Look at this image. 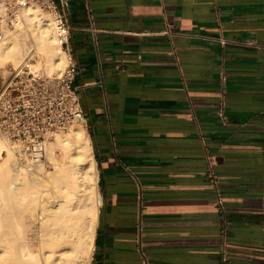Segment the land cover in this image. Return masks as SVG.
Listing matches in <instances>:
<instances>
[{"label":"crops","instance_id":"crops-1","mask_svg":"<svg viewBox=\"0 0 264 264\" xmlns=\"http://www.w3.org/2000/svg\"><path fill=\"white\" fill-rule=\"evenodd\" d=\"M54 1L101 199L90 264H264V0Z\"/></svg>","mask_w":264,"mask_h":264},{"label":"bare ground","instance_id":"bare-ground-1","mask_svg":"<svg viewBox=\"0 0 264 264\" xmlns=\"http://www.w3.org/2000/svg\"><path fill=\"white\" fill-rule=\"evenodd\" d=\"M22 14L33 42L1 29L0 66H20L35 53L45 73L60 74L68 56L57 39L55 20L35 5ZM56 137L62 159L55 157L49 175L43 174L42 163L23 164L0 140V172L7 170L0 192L27 205L19 221L0 222V264H90L101 200L90 140L83 126ZM44 182L50 189H43Z\"/></svg>","mask_w":264,"mask_h":264},{"label":"built area","instance_id":"built-area-1","mask_svg":"<svg viewBox=\"0 0 264 264\" xmlns=\"http://www.w3.org/2000/svg\"><path fill=\"white\" fill-rule=\"evenodd\" d=\"M29 5L55 17L56 34L66 50L70 30L54 0H0V33L3 26L16 28L24 22L22 11ZM35 53L20 66L8 67L1 77L0 135L12 143L26 163L44 162L48 144L56 134L75 126H84L86 118L76 87V64L68 57V65L60 74H47L36 67ZM226 78L221 76L224 87ZM216 185V175L209 170Z\"/></svg>","mask_w":264,"mask_h":264},{"label":"rangeland","instance_id":"rangeland-1","mask_svg":"<svg viewBox=\"0 0 264 264\" xmlns=\"http://www.w3.org/2000/svg\"><path fill=\"white\" fill-rule=\"evenodd\" d=\"M40 11L43 12L45 15H47V16H49V17H51V18H53L55 20V17L51 13H49L47 11H44L42 9H40ZM19 26H22V29L19 30L18 32H17V29H16L17 26H16V28H13V27H10V26H3L2 29L3 30L4 29L5 30H8L11 33H17V34L19 33V34H21L22 36L25 37V39L27 40V42H33V40L31 39V35L32 34H31L29 28L27 27V24H26L25 20H24L23 24L22 25H19ZM28 31H29V33H28ZM35 59H36V64L39 65L40 68L44 70V68L41 67V65L43 66V64L38 59L37 56H36ZM67 65H68V61H67V64L63 67V69H62L61 72H63V70L66 68ZM10 66H14V65H6L4 67L0 66V86L2 84L1 77L4 75L5 70L8 67H10ZM54 73L57 74V72H54ZM54 73H52V74H54ZM75 128H76V126L75 127H72L70 130H68L66 132L59 133V134H56V135H63V136H65L66 134H70L71 131L73 129H75ZM0 140L4 143V146H5L4 148L5 149H10L11 152H14L15 157L18 159L19 156L16 153V149H15L14 145L12 143H10L9 141H7L1 135H0ZM55 157L58 159L57 161H59V162L62 159L61 158L62 157V150H61V148L57 144V137L56 138L54 137V139L48 144L46 160L44 162H41L42 163V167H43V171H44V173H43L44 175H49V174H52L53 173V170L55 169V161H56V158ZM2 162H3L2 161V158L0 157V165H1ZM21 162H23V164H25V165L28 164V163H26L24 161H21ZM4 170H2V172ZM6 171L7 170H5V172H3V174H1L2 172H0V178H1L0 180H2L4 176H5L4 179H6V177H7ZM44 183H46V182H44ZM47 183H50V182L47 181ZM46 184H44V188L43 189H45V190L50 189V187H51L50 184L51 183L49 185L47 184V186H46ZM26 209H27L26 203H23L20 200H17V197L14 196V194L13 195H9L7 192L6 193H1L0 192V222H4V224H5V222L7 224H8V222L9 223L10 222H17V220L21 216L22 212L24 210H26Z\"/></svg>","mask_w":264,"mask_h":264}]
</instances>
